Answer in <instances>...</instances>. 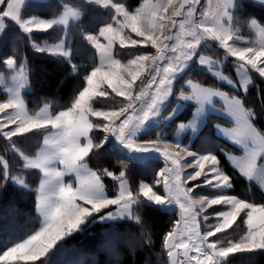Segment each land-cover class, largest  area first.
Here are the masks:
<instances>
[{
  "label": "snow or ice",
  "instance_id": "snow-or-ice-1",
  "mask_svg": "<svg viewBox=\"0 0 264 264\" xmlns=\"http://www.w3.org/2000/svg\"><path fill=\"white\" fill-rule=\"evenodd\" d=\"M199 3L200 0H181L179 4L174 0H144L139 8L130 11L118 0H86L89 7L111 13V22L104 23L96 34L85 33L83 37L99 52L100 64L84 77L85 85L73 99L72 106L54 116L46 108L34 115L29 114L21 95V90L27 87L26 66L23 63L17 65L13 58L6 60L9 68H18V74L11 94L0 102V113L5 114L0 120V136L9 142L13 153L22 157L23 169H36L42 173L35 190L37 210L42 219L39 230L0 253V264H36L58 242L81 231L94 215H99V222L119 219L139 222L136 212L145 205L167 211L173 205L178 206L179 219L164 238L170 264H228L226 258L229 254L264 250V204L227 194L233 188L232 177L221 169L215 154L191 152L179 141L172 145L179 151H170L164 133L155 131L160 125L161 111L168 107L173 89L179 85L186 70H190L194 58L201 65L207 64L209 69L219 66L218 62L198 54L201 45L208 41L218 42L226 56L235 58L239 87L245 94L252 84L251 71L264 77V26L254 19L245 22L261 37L258 44L247 46L239 35L240 21L234 18V12L241 7L238 0H219L211 13L202 12L201 18L197 19L196 5ZM23 5L24 0H0V31L5 27V19L10 18L31 40L34 32L56 31L57 27L67 31L69 19H78L82 15L77 9H67L63 15L51 19L36 16L25 19L21 14ZM169 8H172L171 12ZM176 17L183 19L177 21ZM171 28H178V31L166 34ZM133 33L136 38L132 37ZM117 44L120 49L139 51L143 46L144 50L122 64L116 58L119 52H114ZM33 47L41 53L64 58L71 56L70 51L65 50L63 40L51 45L33 44ZM151 48H155V55L149 51ZM143 73L146 75L141 79ZM214 75L234 89L238 87L219 72ZM138 79L140 84H137ZM186 83L190 92L185 94L181 88L176 98L194 101L197 107L193 120L187 125L181 124L179 130L192 128L195 131L204 116V106L210 105L213 97H223L238 126L233 135L239 136L237 143L243 144L245 149V156L237 159L236 167L248 178L257 173L264 176V134L253 126L255 113L246 108L239 97H229L191 80ZM94 104L104 107H93ZM178 112L179 106L164 119H171ZM9 124L14 127L8 128ZM49 126L53 131L44 136L35 155L22 152L12 142L13 137L34 135ZM98 131L104 134L103 139L100 143H93L92 134ZM109 143L129 161L162 159L165 167L156 174L153 185L141 183L134 194L127 183L123 170L127 164L123 161L118 175L106 168L99 170L102 175H98L87 166V160L98 155L99 150ZM182 153L193 157V161L182 165ZM258 159L262 160L260 165ZM57 164H62L63 169L57 168ZM0 166L3 181L18 182L28 189L24 179L10 175L9 163L3 157H0ZM185 167L194 170L186 173ZM66 174L75 176L76 186L65 183ZM102 176L117 182L118 192L113 198L106 194ZM202 176V183L187 187L189 181ZM156 185L163 186L165 195L153 191ZM201 187H209L215 194L200 195L195 190ZM213 205H222L225 210L210 217L205 212ZM109 206H115V211L105 213L103 210ZM241 213L246 217L243 222L247 231L237 241L228 240L222 245L219 238L210 239L231 228ZM211 218L217 222L209 223ZM201 220L206 228L203 232ZM178 250H181L182 258Z\"/></svg>",
  "mask_w": 264,
  "mask_h": 264
},
{
  "label": "trees",
  "instance_id": "trees-1",
  "mask_svg": "<svg viewBox=\"0 0 264 264\" xmlns=\"http://www.w3.org/2000/svg\"><path fill=\"white\" fill-rule=\"evenodd\" d=\"M67 1L81 8L84 13L81 20L72 23L68 28L67 44L72 51L75 64L67 58L41 53L34 49L33 41L43 42L61 37V33L51 29L46 32H34L32 39L29 40L19 26L9 20L0 38V69L4 67L3 59L7 56H13L17 63H23L26 66L28 85L23 89L22 94L30 111H36L46 102L52 104L54 113L61 108L69 107L85 85L86 73L97 63V50L83 38L84 32L89 30L96 33L101 24L110 21V12L89 7L86 0L34 1L26 5L25 12L32 11L53 16ZM118 1L124 2L128 8H134L141 2V0ZM239 4L241 7L238 12H242L245 17L254 16L264 24V3L240 0ZM143 50V46L139 51L131 48L120 49L117 44L114 52L118 51L119 54L116 57L125 61L129 56ZM187 75L205 84L226 87L219 84L209 73L202 72L195 68V65H191L190 70L181 77L176 91ZM227 89L233 92L232 88L227 87ZM6 95L0 87V99L6 98ZM243 98L246 106L255 113L254 124L264 133V79L261 76L256 75L254 84ZM192 111L193 104L187 105L176 115V122L187 120ZM219 121L231 123L220 115L209 113L206 123L195 138L194 145L204 150H212L217 155L225 173L232 177L233 188L229 190L231 193L264 203V192L260 187L247 180L228 161L224 149L237 150V148L216 133L215 123ZM50 129L49 126L34 135L30 133L26 137H13L12 142L21 150L33 155L42 145L43 138ZM92 135L93 143H100L104 134L98 131ZM0 157L8 161L10 175L24 177L29 186L26 190L17 182L3 181L0 176V253H2L7 247L25 239L39 228L41 217L36 210L37 192L35 190L39 186L42 173L36 169H23L22 158L11 151L9 142L2 136H0ZM122 161L127 164V168L123 170L134 189L142 180L151 182L155 172L162 165L158 159L148 162L129 161L122 152L113 150L111 143L101 148L98 155L88 159L87 163L97 171L106 168L114 174H119L122 170ZM2 172L3 168L0 166V174ZM102 179L108 195L114 196L116 181L107 176H102ZM109 209L103 211L106 213ZM138 216L139 222L131 219L99 222V215L96 214L86 222L81 231L58 242L36 264H168L169 258L164 248V238L166 233L173 229L178 219V210L167 211L156 206L145 205L138 210ZM234 228L224 232L225 235H231ZM112 234L115 236L118 234L126 239L136 237L139 243L132 241L128 244L116 237L117 240L113 239L109 246L102 248L101 245L108 243V236ZM227 261L228 264H264V250L233 253Z\"/></svg>",
  "mask_w": 264,
  "mask_h": 264
},
{
  "label": "rangeland",
  "instance_id": "rangeland-1",
  "mask_svg": "<svg viewBox=\"0 0 264 264\" xmlns=\"http://www.w3.org/2000/svg\"><path fill=\"white\" fill-rule=\"evenodd\" d=\"M34 1H41V0H24V5L21 8V14H22L23 18L30 19L32 16H36V17H38L40 19H51V18H54V17H58L60 15H63L65 10H67V9H77L78 11H80L82 13V15L78 19H76V18H70L69 19V24L67 26V31L62 30L60 27H57L56 32H59V33L62 34L59 39L44 40L43 42H36V41L34 42L33 41V44H38V45L43 46L45 43H47L48 45H51V44L60 43L61 40H63L64 41L65 50L70 51V53H71V56L69 58H67V59H69L72 63H74L73 57H72V51H71V49L69 48V46L67 44L68 28H69V26L72 23L77 22V21L81 20V18H83V16H84L83 10L81 8L77 7L76 5H74L73 3L67 1V2L63 3L62 9L57 14H55L53 16H45V15L38 14V13L32 12V11L28 12V13L25 12L26 5L28 3H31V2H34ZM239 1L240 0H238V2ZM254 1L259 2V3H264V2H262V0H254ZM114 2H117V1L114 0ZM118 2H120V1H118ZM180 2H181V0H174L175 4H179ZM218 2H219V0H200V3L196 5V18L200 19L201 18L200 17V13H202V12L211 13L214 10V7H215V5ZM121 3H123L128 10L134 11L135 9L139 8L144 3V0H141V2L134 8H128V6L122 1H121ZM171 11H172V8H169V12H171ZM234 18H236V19H238L240 21V24H239V35L242 38V41L247 46H253V45L258 44L260 42V39H261L260 35L258 34L256 29H254L252 27H249L245 22L254 19L261 26H264V24L260 20L255 18L254 16L245 17V15H243L242 12H234ZM181 19H183V17H176L177 21H179ZM9 20H11V19L10 18L5 19V21H4L5 27H4V29L2 31H0V38L3 35V32L6 29ZM108 22H111V18H110V21H108ZM103 24H101L100 27H102ZM114 27H115V25H114ZM177 31H178V28H171V31L167 32L166 34L170 35V34L175 33ZM84 33H90V34H93V35L96 34L95 32H92V31H89V30H86ZM132 37L136 38L134 33L132 34ZM161 39H163V37H161ZM102 42H103V40H102ZM149 51L153 55H155V52H156L155 48H151V49H149ZM97 53H98V60H97V63H96L95 66H98L100 64V59H101L100 58V54H99L98 51H97ZM135 54H139V52H137ZM135 54H133V55H135ZM198 54H202L206 59H210V60L218 62L219 66L209 69L207 64H205V65L199 64V62H198V60L196 58H194L195 62L193 64H191V65L192 66L195 65V68L200 69L202 72L209 73L215 80L218 81L219 84H222V85H224L226 87H222L220 85L219 86H213V85L205 84V83L201 82L199 79H197V78H195V77H193L191 75L185 76L184 79L182 80L181 85L179 86V89L177 91H176V87L173 89L174 95L172 97H169V105H168V107L163 109V111L161 112L160 117L158 118V120H160V125H159V127H157L155 129V131L156 132L162 131L164 133L166 139L169 141V145H170L169 150H171V151H179L174 146H172L177 141H179V143L182 146H187L189 148V151H191V152H196V153H200V154H207L208 152H212L213 154H215L212 150H209V149H205L204 150V149L199 148L198 146L194 145V142H195V138L198 135V132L202 129V127L206 123L209 113L220 115V116L224 117L225 119H227L228 121H230L231 123L228 124V123H224V122H220V121L216 122L215 123V131H216V133L219 136L225 138L226 140L231 142L237 148V150L236 149L235 150H228V149L225 150L224 149V152H225V154L227 156L228 161L239 171V169L236 167V161H237V159L242 158V157L245 156V149H244V145L243 144L237 143V140L239 139V136L238 135H235V136L233 135V130H237L238 126H237V123L235 121V118L232 117L230 112L228 111L227 104H226V102H225L223 97H213L212 103L210 105H205L204 106V116L202 117L201 121L197 124L195 131L192 128H185L183 131L179 130V126L181 124L187 125V124H189L190 121L193 120V113L196 112V107H197V105H196V103L194 101H182V100H177V98H176V97L179 96V91H180L181 88H183L185 94H188L190 92V88L187 86V83H186L188 80H191L193 83L199 84V85H201V86H203L205 88H211V89H214V90H218L221 93L227 94V96H229V97H231V96L239 97V98H241L244 101L243 96L245 95V92L243 91V89L241 87H239L240 76L236 72V65L234 63L235 58H233L231 56H226L225 50L222 47H220L218 42H216V41H208V42L202 44L201 45V50L199 51ZM133 55L129 56L125 61L120 59L121 63L122 64L126 63V61L128 59H130ZM4 58L5 59H3V60H4L5 65H4V67L2 69H0V87L7 94L6 95V98H7V96L11 94V90L15 86V83H16V79L15 78H16V76L18 74V68H9L7 66V64H6V60L8 58L15 59L13 56H7V57H4ZM117 59H119V58H117ZM19 64L20 63H17V65H19ZM94 67H92V69ZM146 67H148V63L147 62H146ZM92 69H90L86 73V75H88ZM187 71L188 70H186V72ZM216 72H219L221 75L226 76L229 80L233 81V83H236L238 85V87L234 89L227 82L220 80L219 77L214 75V73H216ZM249 74L252 77V84L249 86V88H250L255 82L256 75H259V74L254 72V71H251ZM145 75H146V73H143L142 76H141V79H143ZM262 78L264 79V77H262ZM145 82H147V81H145ZM137 84H140V80L139 79L137 80ZM227 87L228 88H232L233 92L230 91L229 89H227ZM249 88H248V90H249ZM248 90H247V92H248ZM22 91H23V89L21 90V95L23 97ZM6 98L0 99V102L5 100ZM23 100H24L25 107L28 110L29 114H33V115L38 113V112H40L41 109H45L46 108L47 112L54 116V115L58 114L60 111H65V110H67L68 108H70L72 106V104H71L69 107L61 108L56 113H54L52 104L50 102H46V103H43L41 105V107H39V109H37L36 111H30L28 109V107H27V104L25 102L24 97H23ZM189 104H193V111L191 113V116L187 120L176 122V120H175L176 115L178 113H180ZM178 106H179V112L173 118L164 119L165 117L169 116V114L172 112L173 108H176ZM244 106L246 108H248V109H251V108L246 106L245 102H244ZM93 107L100 108V107H104V106H102V105L97 106V105L94 104ZM4 115H5L4 113H0V120L3 119ZM252 123H253V126L256 128V130L258 132H260L261 134H264L254 124L253 121H252ZM173 124L175 126H173ZM12 127H14V125H11V124L8 125V128H12ZM52 131L53 130L50 129L45 135L50 134ZM152 138L155 139V133H153ZM40 147L37 149L36 153L40 150ZM17 148H19V147H17ZM21 151L26 153L23 150H21ZM26 154H28V153H26ZM35 154H33V155H35ZM28 155H31V154H28ZM181 155L183 156V159L181 160V164L182 165H186L187 163L193 161V157L186 156L183 153ZM158 160H160L162 162V165L155 172L151 182H149L147 180H142L139 183V185L136 187V189H134L130 185L129 178L126 176L127 177V183H128L129 187L131 188V190L133 191L134 194H136L138 192L139 186H140L141 183H146L148 185H153L154 184V181L157 178L156 174L160 171V169L165 167V164H164L163 160L162 159H158ZM257 163H258V165H260L262 163V160L258 159ZM87 166L91 170L96 171L98 175H101V173H99V171H97L96 169H94L91 166H89L88 163H87ZM56 167L62 170L64 166L62 164H57ZM220 167L223 170L221 164H220ZM193 170L194 169L192 167H185V172L186 173L187 172H192ZM149 172H151V170ZM115 175H118V174H115ZM17 176L19 178L24 179V177H22L20 175H17ZM245 178L247 180H249L250 182L256 183L260 187V189L264 192V176H262L261 174L257 173V174H254L253 177H251V178H248V177H245ZM63 179H64L65 183H73L74 186H76V184H77V180H76V178H75V176L73 174H66ZM202 181H203V176L200 177L196 181H189L188 184H187V187H192L193 184L202 183ZM104 187H105V192L108 195V192H107L105 184H104ZM115 188H116L115 190H116V193H117L118 192V184H117V182H116V187ZM153 191H155L159 195H165V192H164V189H163L162 185H156L153 188ZM195 191L198 192L200 195H213V194H215L214 190H212L209 187H201L199 189H196ZM227 194L228 195H235V196L239 197L240 199H245V200H248L251 203H255V204H258V205L259 204H264L263 202H257L255 200H251L249 198H243V197H241L239 195L231 193L229 190H228ZM114 196H109L108 195L109 198H113ZM109 208L110 209L108 211H113V212L115 211V206H109ZM172 209H177L178 210V206L173 205ZM36 210H37V208H36ZM223 210H225L224 206H222V205H213L212 207H210V208H208L206 210L205 214L209 215L210 217H212L215 212L223 211ZM37 212H38V210H37ZM136 214L138 215V211L136 212ZM178 219H179V211H178ZM244 220H246V217L244 216L243 213H241V216L237 218L236 223H234L232 225V227H231V228L235 227L234 228V232H232L231 235H225V233L229 229H231V228H228V229H226L224 231L225 233L224 232L217 233L216 237L210 238V239L219 238L222 245L226 244V242L228 240L237 241L240 238V236L244 235L245 232L247 231V225L243 222ZM208 222L212 223V224H215L217 221L214 218H211ZM40 226H41V223H40ZM40 226H39V228H40ZM39 228L37 230H39ZM200 228H201V232L206 230L203 220H201V222H200ZM34 233H32V234H34ZM223 233H224V235H223ZM116 237H118V240H123V241H125L128 244L132 243V241H133V243H139V239H137L136 237H133L131 239H126L125 237L120 236L118 234H117V236L112 234L111 236H108V240H107L108 243L101 245L102 248H105V247L109 246V244L111 243V241L113 239L117 240ZM17 242H22V240L21 241H17ZM17 242H15V243H17ZM14 244L10 245L9 247L14 246ZM179 251H180V256L182 258L181 250H179ZM166 254H167V251H166ZM231 255L232 254H229V256H231ZM228 257L226 259H228ZM168 264H170V261L168 262Z\"/></svg>",
  "mask_w": 264,
  "mask_h": 264
},
{
  "label": "water",
  "instance_id": "water-1",
  "mask_svg": "<svg viewBox=\"0 0 264 264\" xmlns=\"http://www.w3.org/2000/svg\"><path fill=\"white\" fill-rule=\"evenodd\" d=\"M178 255H180V251L178 250Z\"/></svg>",
  "mask_w": 264,
  "mask_h": 264
},
{
  "label": "bare ground",
  "instance_id": "bare-ground-1",
  "mask_svg": "<svg viewBox=\"0 0 264 264\" xmlns=\"http://www.w3.org/2000/svg\"><path fill=\"white\" fill-rule=\"evenodd\" d=\"M162 111H163V110H162ZM162 111H161V112H162ZM158 118H159V117H158ZM170 151H171V150H170ZM192 254H194V253H192Z\"/></svg>",
  "mask_w": 264,
  "mask_h": 264
}]
</instances>
